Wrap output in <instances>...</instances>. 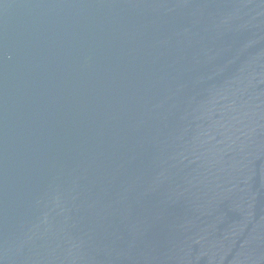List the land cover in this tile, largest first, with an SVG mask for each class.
<instances>
[{
  "label": "water",
  "instance_id": "1",
  "mask_svg": "<svg viewBox=\"0 0 264 264\" xmlns=\"http://www.w3.org/2000/svg\"><path fill=\"white\" fill-rule=\"evenodd\" d=\"M0 264H264V0H0Z\"/></svg>",
  "mask_w": 264,
  "mask_h": 264
}]
</instances>
